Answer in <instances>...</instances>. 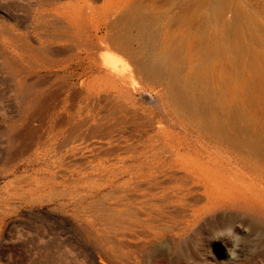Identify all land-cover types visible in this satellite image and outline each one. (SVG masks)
Masks as SVG:
<instances>
[{
  "label": "rangeland",
  "instance_id": "1",
  "mask_svg": "<svg viewBox=\"0 0 264 264\" xmlns=\"http://www.w3.org/2000/svg\"><path fill=\"white\" fill-rule=\"evenodd\" d=\"M64 16L114 24L122 78L65 76ZM63 121L64 159L41 144ZM160 147L197 170L158 175L161 214L95 169ZM0 264H264V0H0Z\"/></svg>",
  "mask_w": 264,
  "mask_h": 264
},
{
  "label": "bare ground",
  "instance_id": "2",
  "mask_svg": "<svg viewBox=\"0 0 264 264\" xmlns=\"http://www.w3.org/2000/svg\"><path fill=\"white\" fill-rule=\"evenodd\" d=\"M163 10H164V7H163L161 13H163ZM79 13H81V11ZM161 13L159 12V15ZM52 15H51V17L53 18L54 16H52ZM64 15L67 16L66 14H64ZM163 15H164V13H163ZM163 15H160V17H159L160 18L159 26L161 28H159V26H158V29L164 31L165 30L164 28L166 27V25L164 27L165 20L163 19L164 18ZM55 16H56V18H58V16L56 14H55ZM59 16H60V14H59ZM65 16H64V18L66 19ZM69 16H71V15L68 14V17ZM156 17H158V13H157ZM69 18H67L66 20L64 19L65 22L59 21L61 19V16H60V19H58V21L61 24L64 23L63 29L58 34V36H60V38H63V40L70 46V49H69V46L67 45V48L69 50H71V56L69 54L70 51H68L69 56L72 58L71 62H73V60H74L75 64H77L80 67L81 70L79 71L76 67L75 68L78 71L76 69L75 70H71V67L68 66V67H70L69 68L70 71H67V73H65V71H64V72H62V74L65 73V76H68V75H70V76L83 75L86 72V70L88 69V67L101 65L102 68L105 69V70H103L104 73L102 72L104 74L105 78L109 79L112 82H116L117 79L122 78L123 74H122L120 68L118 67V65L116 63L115 58L113 56L107 54V53H102L101 52L104 49H109L115 41L121 39L120 37H118L119 35L118 36L116 35L117 31H115V30H112V32L114 33V31H115L114 35L117 36L119 39L118 38L116 39L115 36H112L113 33H111L110 28H111V26L113 28L114 24L110 25L109 21L108 22L105 21L109 25H104L103 24L104 25L103 28H101V27L96 25L97 26L96 28L93 27V29L90 30L91 27L86 28L85 26H88V25H85L81 21L83 18L81 20L80 19L74 20V19H69ZM49 19L51 20V18H49ZM50 20H48L47 22H50ZM61 20H63V19H61ZM53 21L55 22V19ZM84 21H86V20H84ZM56 23H57V20H56ZM57 24H59V23H57ZM49 25H51V22H50ZM50 28L53 29L54 27L50 26ZM57 28L55 29V31L57 30ZM52 29H50L51 32H52ZM113 29H115V28H113ZM55 31L53 33H55ZM48 33L50 35V31H48ZM163 35H164V33H163ZM50 36H51V38H53V34L50 35ZM113 37H115V38H113ZM162 37L164 38V36H161L160 37L161 39H159L160 40L159 41V45L158 46L156 45L157 48L155 47L157 50H155V51H153V52H151V53H149L147 55V59L154 65H159L164 60V42L165 41H164V39ZM56 38H58V37H56ZM63 40H62L61 44H63V42H64ZM121 41H125V40L121 39ZM65 42H64L63 45H65ZM125 42H124V44H122V46H126ZM65 48L66 47H64V49ZM64 51H62V52H64ZM67 60L70 61L71 59H69V57H68ZM68 65H72V64H68ZM64 68H65V66H64ZM64 68H62V69L64 70ZM66 74H68V75H66ZM75 77H77V76H75ZM72 78H74V77H72ZM86 98H87V96H86ZM77 112H79V111H77ZM69 114H71V113H69ZM77 114H80V113H77ZM79 116H77V117H79ZM70 117H68V118L70 119ZM106 117H109V116H106ZM106 117H105V119H107ZM71 118H73V117H71ZM102 118H104V117H102ZM57 119H61V118H57ZM81 119H82V117H81ZM84 119L78 120V121H81V123L82 122L84 123V121H86ZM101 120H98V121H101ZM53 121L55 122V120H53ZM51 122L52 121H50V123ZM101 122H103V120ZM64 123L65 124L61 123V124H63V126H61V125H59L57 123V127H56V125H55V127L51 126V125H53V123H52L50 126H48L49 128L47 127L48 130H46V131H48L47 133L49 135L48 139H46L47 141H42V140H40L41 138L37 136L36 140H35V141H37L36 143L38 144V143H40V141H42L41 144L43 143V145L45 146V150L46 151H55L58 148L60 150V148L64 147V152H63L62 156H60V157H63V156L66 157L67 153H71L72 154V152H73L72 150L73 149L70 146L68 147V144L70 142H72L73 140L75 141L77 139L78 140L79 139H83L84 138V137H82L83 133H82V130H80L81 126H80V129H79L77 121H76L77 125L73 126L74 128H72V127L69 128L67 126V125L71 126V124H69L68 121H65ZM81 125H84V124H81ZM96 125H98V123ZM76 126L80 130L81 135L79 134V132L78 133L76 132V130H77ZM91 128H92V126H91ZM91 128H90V131H91ZM39 132H41V131L39 130ZM94 132H96V131H94ZM97 132H98V130H97ZM38 133H36V134H38ZM43 134L44 133L41 134L42 136L40 134L39 135L43 138ZM30 135H32V134H30ZM101 135H102V133H101ZM34 136H35V133H34ZM58 152H60V151H58ZM111 152H113V151H111ZM163 152H167L166 150H164L163 147H160V151H153V152L145 153V154H141V153L137 154V153H135L133 151V152H131V153L125 155V156H120L118 154H115V157L112 156V154H110L108 152V154H106V156L104 155V157H102L99 160L100 165H98V166H100V167L96 166V168L93 167V169L95 168V169H98V171H103V175H101L100 177L107 178L111 182L115 183L114 187H115L116 192L118 193V197L120 198L121 201L126 199V198L131 199V200H133V199L137 200L138 199V201H140V203H142L143 206L145 204H147V205H149L151 207L155 206L154 208H156L161 214V212L164 211V210L162 211V207L167 205L169 203V201H170V199L168 198V196L166 194V190L168 188H171L172 186L169 185V184H165V185L160 184L159 180H157L158 175L163 174V175H166V176L167 175L168 176L169 175L172 176V174H175L173 172L179 171L182 174L179 176L178 181H177V178H176V181H177V183L181 181L180 182L181 184H179L180 185L179 187H183L186 184L185 181H183V179L188 177V176H192L193 177L197 173V170L194 168L193 164H191V163H189V162H187V161H185L183 159L175 158L172 155V153H170V152L168 154H165ZM100 153H101V151H100ZM100 153H98L97 155H99ZM54 154H56V153H54ZM94 154L96 155V153H94ZM103 154H104V152H103ZM174 154L178 155L179 153L175 152ZM70 155H67V157L70 156ZM108 155H111V158L108 159V157H109ZM112 157L115 159V161L113 162V160H112L113 163H111L109 165L110 162L108 163V160L112 159ZM62 159H64V157ZM105 163L106 164L108 163V165H101V164H105ZM179 189H181V188H179ZM167 192H169V191H167ZM133 195H134V197H133ZM136 209H137V207H136ZM139 210H140V208H139ZM156 236H158V235H156Z\"/></svg>",
  "mask_w": 264,
  "mask_h": 264
}]
</instances>
